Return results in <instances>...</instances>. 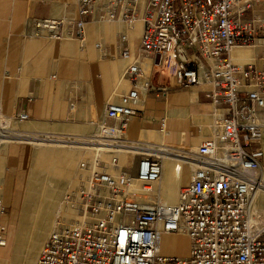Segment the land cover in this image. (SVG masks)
<instances>
[{
    "label": "built area",
    "instance_id": "built-area-1",
    "mask_svg": "<svg viewBox=\"0 0 264 264\" xmlns=\"http://www.w3.org/2000/svg\"><path fill=\"white\" fill-rule=\"evenodd\" d=\"M78 16L28 17L23 34L47 33L56 39L85 37L88 20L121 21L127 27L140 19L139 57L125 69L131 88L117 102L107 103L95 121V138L107 145L78 162L73 185L61 199L46 241L33 264H264V220L253 208L263 150L257 110L264 111V64L238 63L234 46H255L264 37V0H75ZM264 40V38H263ZM117 48L131 56L127 34ZM166 69L182 87L209 83L205 94L222 103L227 114L214 124V135L202 141L189 181L175 203L163 201L153 188L142 198L136 182L154 183L162 173L158 153L120 165L115 146L125 145L128 121L137 114L140 92L149 81L141 59ZM26 112L15 119L25 120ZM165 119L160 120L164 129ZM260 176V175H259ZM153 197L154 199H150ZM8 206L0 198V247L6 245ZM184 232L186 256L160 250L165 234Z\"/></svg>",
    "mask_w": 264,
    "mask_h": 264
},
{
    "label": "crops",
    "instance_id": "crops-1",
    "mask_svg": "<svg viewBox=\"0 0 264 264\" xmlns=\"http://www.w3.org/2000/svg\"><path fill=\"white\" fill-rule=\"evenodd\" d=\"M77 16L75 0H0V119L15 120L16 114L26 112L29 120L65 130L78 132L83 126L95 128V121L103 116L107 103L117 102L131 88L125 69L133 59L139 57L140 19L132 27L117 20H88L82 41L56 39L45 32L39 36L23 34L28 17ZM120 33L127 34L131 52L129 58L119 55L117 43ZM231 57L238 63L264 64V40L260 39L253 50L234 46ZM142 69L149 84L147 90L140 92L139 110L128 121L125 137L144 138L143 141L148 142L152 151L163 153L161 177L153 185V192L167 202L175 203L179 189L189 181L192 172V165L183 156L196 157L198 145L214 135L215 121L226 115L228 110L224 104L206 96L205 91L212 88L209 83L182 87L172 73L155 68L152 62L148 76ZM162 118L165 119L164 129L160 128ZM262 120L264 124V116ZM65 123L68 128L63 125ZM24 131L27 130L22 131L24 135L0 144V173L9 156L14 154L12 148L8 150V143L30 137ZM88 140L70 139L80 144L59 145L81 148V142ZM35 144L39 145L38 162L52 156V151L47 150L42 143ZM32 150L33 147L23 148L18 170L28 164ZM166 151L169 152L165 154ZM135 153L138 152H128L127 165ZM117 155L123 156L121 153ZM65 157L75 159L78 155L71 153ZM132 159L136 161V158ZM67 164L71 166L72 175L76 168L73 162ZM53 165L48 164L51 174L55 173ZM9 180L8 177L3 180L5 185H8ZM7 194L3 192L2 201L9 205ZM15 204L16 199L12 206ZM11 220L14 221L12 215ZM180 238L184 245L179 248V254L186 256L189 239L184 232L163 235L161 244L163 240ZM19 256L13 253L11 264H17Z\"/></svg>",
    "mask_w": 264,
    "mask_h": 264
},
{
    "label": "rangeland",
    "instance_id": "rangeland-1",
    "mask_svg": "<svg viewBox=\"0 0 264 264\" xmlns=\"http://www.w3.org/2000/svg\"><path fill=\"white\" fill-rule=\"evenodd\" d=\"M258 36H260L262 39L263 34L259 33ZM249 50H253V47L251 46H245ZM236 61V60H234ZM141 66L145 69V75H149V71L151 68V61L147 58H143L141 62ZM258 114V121L262 124L261 125V138L255 145L261 146L263 152H264V124L262 120V116H264V111L262 109L257 110ZM263 114V115H262ZM37 123V124H36ZM3 124H8L10 127H12L15 130H27L24 131L26 134H28L30 137L26 138H20L19 140H11V142L8 143L9 151L12 148L13 149V155L9 156L8 160L4 163L1 173H0V198L3 200V192H8L7 197L10 202L8 206V211L7 215L5 216V224H6V235H7V241L6 245L0 247V264H11L12 263V258H13V253H18L20 254V257L26 259L27 257L30 256L31 252L34 250V245L33 243L28 242L29 238H31V226L33 223L29 224L28 226V232L26 231L23 233V235L17 237V225L19 221L22 219L23 214L25 212L26 208L33 207V209H36V205L41 201L44 204H48L50 211L48 214V221L49 223L47 224V227L45 228V235L43 237V241L40 244L39 248H35L37 250L35 252V255L33 257L31 256L30 263L33 264L34 260L37 258L38 253L40 251V248L44 244V242L47 239V236L49 234V231L52 227V223L54 218L56 217V208L60 205L61 207V199L65 192L70 188L73 183H74V176L76 171L70 174V168L68 162H73L74 167L77 168V164L80 160L82 159H92L93 156L97 154L96 150H92L91 146L95 145L92 143L91 140L88 139H93L96 140L95 138V128L91 126H83L79 128V131H72V129L65 130V128H57L51 125H47L44 123H40L38 121H32L29 119L25 120H9V121H4L3 119H0V125ZM41 124L42 126H40ZM36 126L35 128H31L30 126ZM63 125H66L68 128V125L65 123ZM2 127V126H1ZM0 129L2 130V128ZM30 128V129H29ZM5 130V129H4ZM61 130V131H57ZM162 132V131H161ZM128 137V136H127ZM70 139H77V140H88V142H81V148H72L71 146L68 145H59L61 143H69L71 144H80V142H74V141H69ZM132 140H145L144 138L139 137L138 139H133L129 138ZM130 141V140H129ZM34 142V143H33ZM40 142L43 144L44 147L47 148V150L52 151V156L50 157H45L41 160V162H38L39 160L37 159V153H38V148L39 145H36L35 143ZM33 145V146H32ZM83 145L88 146V148H84ZM90 146V147H89ZM24 147H33V150L31 151V157L29 159L28 164L21 168V170H18V163L20 160L21 152ZM88 150H91L89 152H86ZM84 151V152H82ZM96 152V153H95ZM75 154L78 155L77 158L72 159L71 157H65V155L69 154ZM100 153L102 159L108 160L110 155L108 153H105L103 151L98 152ZM87 155V157H85ZM117 155V153H116ZM63 157V158H61ZM119 164L120 165H127V160L122 158V156L117 155ZM139 156L136 154L132 155V158H138ZM60 158V159H59ZM131 158V160H132ZM264 158V157H263ZM41 163V165H39ZM47 164H55L53 171H55L54 174H49L46 171L43 170L42 166H45ZM64 164V165H63ZM76 164V165H75ZM264 165V163H263ZM32 168L35 169L37 177L41 179H46L44 182L49 185V187L52 189L54 192V196L50 198H45L44 200L39 199L40 194L39 193H33L32 194V201H30V204L28 203L27 199L29 196L28 193V179L31 173ZM57 170V171H56ZM20 172V174H19ZM263 173H264V167H263ZM259 174V173H258ZM19 175L21 177H19ZM48 175V176H47ZM261 176V174H259ZM264 175V174H263ZM259 176V177H260ZM9 178V183L8 185H5V180L6 178ZM48 179V180H47ZM26 183V184H25ZM154 183H146L142 184L141 182H136V189L139 191L141 190L143 197L147 199L149 192L142 191V186L146 187H151L153 188ZM18 184V186H17ZM25 189V190H24ZM26 191V192H24ZM25 196V197H24ZM34 196V197H33ZM24 198V199H23ZM163 201L167 202L165 198L162 196L160 197ZM16 199V204L12 206L13 201ZM150 199H154L151 197ZM261 199V198H260ZM258 204H260L259 196L257 197ZM26 201V202H24ZM23 202V203H22ZM260 206V205H259ZM21 211V212H20ZM64 213V216L67 217H72L74 216V211L72 209H66L62 210ZM61 211V213H62ZM67 212V213H66ZM23 213V214H22ZM71 213V215H68ZM11 215L14 217V221L11 220ZM19 215V216H18ZM260 219L264 220L263 214H261L260 211ZM18 219V220H17ZM16 228V229H15ZM13 230V231H12ZM15 230V231H14ZM47 231V232H46ZM9 234V235H8ZM29 234V235H28ZM21 241V243H20ZM25 242V244H24ZM22 247H20V245ZM24 244V245H23ZM19 245V246H18ZM183 240L180 239H172V240H163V245L161 244L160 250L167 255H180L179 253V248L181 249L183 247ZM20 248V251H19ZM34 250V251H35ZM20 259V258H19Z\"/></svg>",
    "mask_w": 264,
    "mask_h": 264
},
{
    "label": "bare ground",
    "instance_id": "bare-ground-1",
    "mask_svg": "<svg viewBox=\"0 0 264 264\" xmlns=\"http://www.w3.org/2000/svg\"><path fill=\"white\" fill-rule=\"evenodd\" d=\"M0 127L2 128V130L0 129V144L5 143L10 138H13V137L16 138L18 136L24 135L22 130H15L12 127H10L8 124L0 125ZM89 140H91L92 143L95 144V145L91 146L92 150H96L97 153L100 151L106 152V150H107L106 146L107 145H105L104 142L100 141L99 139H96V140L89 139ZM129 140L130 139H127V142L125 145L115 146V148H114L116 153H121V155H123L122 157L124 159H127V154L130 151H132V152L136 151L138 153H155L154 151H152V149H150L149 145L147 144L148 142L147 143L144 142L145 140L144 141L143 140H130L129 141ZM85 147L88 148V146H85ZM145 149H147V151H144ZM167 152H169V151H166L165 154H167ZM162 154H159L161 156V158L163 157ZM189 157H193V156H188V155L183 156V158L192 165L191 162H193V160H190ZM42 167H43L44 171L49 173L48 164L45 166H42ZM49 174H51V173H49ZM259 174H261L260 177H259ZM259 174L257 176H255V177H257L258 184H255L254 188L252 189V201H253V208H254L255 212L258 214V216H260V211H261V214H263V216H264V175H263L264 173H263V168H261L259 170ZM45 180L37 177L35 169L33 168V171L31 172L29 179H28L29 196H28L27 201L29 204H30V201H32V194L33 193H39L40 194L39 199H42V200H44L47 197L52 198L54 196L53 195L54 190L52 191V189L50 188L51 186L49 187V185L44 182ZM24 192H26V191H24ZM258 196H259L260 204H258V200H257ZM24 202H26V201H24ZM35 208L36 209H33V207H31V209L26 208L24 214L22 213L23 214L22 219L19 221V223L17 225V237H19V236L23 235V233H25L28 230L29 224L33 223V225H30L32 227L31 228L32 234H31V238H29L28 242L33 243L34 250H35V248L36 249L39 248L40 244L43 241V237L45 235V230H46L45 228L47 227V224L49 223L48 214L50 211L48 204H44L41 201L38 203V205H36ZM59 213H61L60 205L56 208V214H59ZM68 215H71V213H69ZM20 243H21V241H20ZM24 244H25V242H24ZM21 245H20V247H22ZM34 250L31 252L30 256L24 260L22 257L19 256L18 258H20V259L18 260L17 264H31L30 263L31 256L33 257V255H35V252L37 251V250H35V251ZM19 251H20V248H19Z\"/></svg>",
    "mask_w": 264,
    "mask_h": 264
}]
</instances>
